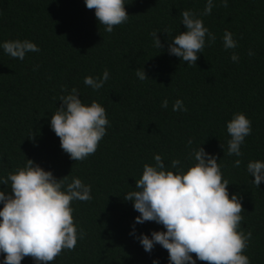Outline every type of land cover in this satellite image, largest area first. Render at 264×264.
<instances>
[{
	"label": "trees",
	"instance_id": "trees-1",
	"mask_svg": "<svg viewBox=\"0 0 264 264\" xmlns=\"http://www.w3.org/2000/svg\"><path fill=\"white\" fill-rule=\"evenodd\" d=\"M125 3L127 22L107 33L84 0H0V42L27 39L40 49L23 61L0 49V177L32 160L57 179L69 175L66 183L75 177L91 186V200L71 202L83 239L50 264H152L154 259L169 264L167 250L156 245L145 252L129 235L139 213L124 197L138 190L136 181L145 164L155 165L154 155H161L167 170L187 171L195 164L192 149L202 146L218 158L229 198H242L240 229L252 233L243 254L251 264H264V183L256 187L247 172L249 161H264V0H228L227 7L214 0L207 16L202 15L206 0ZM185 10L216 36L210 46L206 37L192 66L167 51V42L186 31L180 15ZM226 30L237 41L234 50L223 47ZM153 32L162 49L153 46ZM233 52L237 62L231 60ZM139 68L148 79L136 76ZM105 70L109 79L99 91L84 84L85 77H102ZM72 88L83 103L101 104L110 124L96 152L77 162L61 149L50 127L51 115L62 104L59 97ZM165 99L166 109L161 107ZM177 99L186 112L172 110ZM236 113L252 127L241 157L227 155L226 124ZM237 159L241 164L234 167ZM173 160L180 161L177 169L171 167ZM0 191L11 192L6 185ZM135 229L137 235L165 230L155 222ZM21 264L35 262L25 257Z\"/></svg>",
	"mask_w": 264,
	"mask_h": 264
},
{
	"label": "clouds",
	"instance_id": "clouds-1",
	"mask_svg": "<svg viewBox=\"0 0 264 264\" xmlns=\"http://www.w3.org/2000/svg\"><path fill=\"white\" fill-rule=\"evenodd\" d=\"M84 4L94 10L99 25H103L107 33H112L114 26L129 18L125 0H84ZM220 4L227 7L228 0H220ZM214 6V0H206L202 15H210ZM180 15L186 31L167 42V51L189 66L196 65L198 54H202L206 46V37L210 46L216 36L191 10ZM151 35L153 46L162 49L164 44L158 33ZM222 39L225 51L237 48L230 31L226 30ZM0 49L20 61L28 53L40 51L27 39L0 42ZM249 55L253 54L249 52ZM231 60L237 62L239 56L233 52ZM135 73L141 81L148 79L143 68ZM108 79L109 72L105 70L102 77H85L84 84L99 91ZM62 91L67 92V89ZM59 101L62 104L51 115L50 127L70 159L83 161L96 152L106 135L110 126L106 110L96 101L90 105L83 103L76 88L61 95ZM161 107H168L167 99ZM172 110L186 112L187 108L177 99ZM226 129L230 136L227 155L241 157L245 138L252 133L251 121L243 113H236L227 122ZM191 144L189 139L188 145ZM190 155L195 164L187 171L167 170L159 154L154 155V166L144 165L142 177L136 181L138 190L124 197L139 213L129 235L138 240L145 252L151 253L156 245L167 250L169 264H197V260L207 264H251L243 254L252 233L240 229L242 198L237 194L229 198V182L222 179L215 155L202 146L192 149ZM179 164V160H173L171 167L177 169ZM240 164V159L234 161V167ZM247 172L254 178L252 182L256 187L264 183V161H249ZM68 176L57 179L51 171L27 160L15 173L0 177V185L11 190L10 194L0 191V255L4 256L0 264H21L25 257H31L35 264H50L62 250H74L78 239H83V231H78L74 224L71 202L91 200V186L75 177L66 183ZM145 222H155L165 230L137 235L135 225ZM152 264L160 262L154 259Z\"/></svg>",
	"mask_w": 264,
	"mask_h": 264
}]
</instances>
